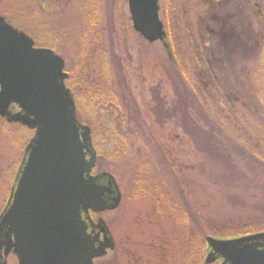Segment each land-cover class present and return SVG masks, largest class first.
I'll return each instance as SVG.
<instances>
[{"label":"rangeland","instance_id":"obj_1","mask_svg":"<svg viewBox=\"0 0 264 264\" xmlns=\"http://www.w3.org/2000/svg\"><path fill=\"white\" fill-rule=\"evenodd\" d=\"M213 1L161 0L167 39L150 43L127 0H0V17L64 59L78 118L98 134L93 174L121 194L96 215L115 248L94 264H184L193 240L264 227L263 40L254 19L256 49L232 53V76L211 73ZM33 136L0 119V216Z\"/></svg>","mask_w":264,"mask_h":264},{"label":"water","instance_id":"obj_2","mask_svg":"<svg viewBox=\"0 0 264 264\" xmlns=\"http://www.w3.org/2000/svg\"><path fill=\"white\" fill-rule=\"evenodd\" d=\"M127 1L134 31L164 41L159 0ZM65 68L62 57L0 17V118L36 130L0 216V264L11 254L19 264H94L115 248L102 219L98 233L88 232L90 211L114 210L121 194L112 176L102 174L101 186L91 175L97 153ZM206 242V264H264V233Z\"/></svg>","mask_w":264,"mask_h":264},{"label":"flooded vegetation","instance_id":"obj_3","mask_svg":"<svg viewBox=\"0 0 264 264\" xmlns=\"http://www.w3.org/2000/svg\"><path fill=\"white\" fill-rule=\"evenodd\" d=\"M210 8L211 12L214 14L212 16L210 15L211 18L209 23H212V27L208 30L210 35H212L215 40L217 39L215 42L208 44L212 55V60L210 62L211 73H220L221 76H232L235 72V68L234 71L232 68L234 66L236 67V65H233L235 62L232 63V53L241 47L248 48L254 46L251 41L252 37L249 36L250 32H252V28H255L254 19L257 21V26L260 28L259 31L261 32V40H263L261 46L258 48H261L258 52V60L264 63V0H214ZM250 8L255 9L253 15H250L252 12ZM230 71L231 73H229ZM243 75L248 76V74ZM218 79H220V77L216 76L215 80L217 81ZM226 88L229 87L226 86ZM33 133L35 134V131ZM101 175L102 174H94L95 177L100 176L97 180L98 184L105 186V176ZM90 217L93 226L90 225L89 227L88 225V232L90 233V231H93L94 227L95 231L98 233L99 229L96 225L100 218H94L91 214Z\"/></svg>","mask_w":264,"mask_h":264},{"label":"trees","instance_id":"obj_4","mask_svg":"<svg viewBox=\"0 0 264 264\" xmlns=\"http://www.w3.org/2000/svg\"><path fill=\"white\" fill-rule=\"evenodd\" d=\"M6 19H7V17H6ZM77 98H78V96H77ZM89 100H90V102H92V101L94 102V100L95 101L99 100V97L95 95V96L89 98ZM76 102H77V100H76ZM182 103H183V100H182ZM77 104L79 105L78 102H77ZM186 105H187V101H186ZM79 109H80V105H79ZM93 132H94L93 135H94V139H95L96 135H98V134L94 130H93ZM114 133H116V135L114 136L115 138H120V137L117 136V131H115ZM96 145H97V141H96ZM115 148L116 147L113 146L112 149L115 151ZM101 155L102 154L100 153L99 156H101ZM160 199H161V203H166V202L168 203V201L165 202V201H163L162 198H160ZM164 199L168 200V198L166 196H164ZM93 216L95 217V215H93ZM263 228L257 230V229H254L253 226H249L248 228H244V229H242L241 231H239V232H237L235 234L222 232V233H215V235H216V238H218V239H233V238H238V237L251 235V234H255V233L264 231ZM186 247L187 248L185 249L186 250L185 251V255H184V252H183V256H185V257H183V260L185 261L184 264H202V262H203V253L207 250V245H204L203 241H201V243H200V241L195 243L194 240H193V244L191 246H190V244H188Z\"/></svg>","mask_w":264,"mask_h":264}]
</instances>
